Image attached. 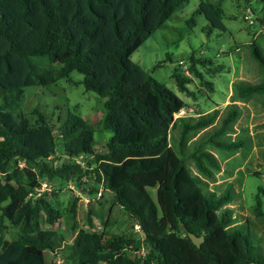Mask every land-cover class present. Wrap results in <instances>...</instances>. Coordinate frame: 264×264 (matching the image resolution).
Returning a JSON list of instances; mask_svg holds the SVG:
<instances>
[{
  "label": "trees",
  "instance_id": "1",
  "mask_svg": "<svg viewBox=\"0 0 264 264\" xmlns=\"http://www.w3.org/2000/svg\"><path fill=\"white\" fill-rule=\"evenodd\" d=\"M186 1L0 0V264H56L48 254H57L69 236L71 264H264L250 225L244 231L235 222L231 186L221 192L209 188L222 168L220 157L245 144L223 138L239 108L231 105L220 125L218 109L177 116L185 99L131 58ZM195 12L227 29L219 2L201 0ZM249 46L264 70V50L256 41ZM199 62L209 67L204 71ZM213 64L210 57L192 56L189 66L209 92L215 85L205 73L224 68ZM73 71L83 74L77 82L85 90L106 97V113L97 124L70 112L55 132L38 107L32 118L16 114L25 87L73 81ZM173 75L188 97L205 94L189 87L188 74ZM234 87L237 98L264 96V80H238ZM98 130L113 132L102 150L96 148ZM89 173L95 179L88 194H97L98 184L108 189L112 204L139 226L141 247L136 232L100 231L91 217L89 228L78 226L76 202L66 210L56 206L61 186L50 198L48 192L38 194L43 180L65 185L74 179L80 185ZM255 210L264 217L260 194ZM62 218L64 226L55 227ZM181 224L205 236L201 246ZM9 229L17 231L11 239L4 236Z\"/></svg>",
  "mask_w": 264,
  "mask_h": 264
},
{
  "label": "rangeland",
  "instance_id": "2",
  "mask_svg": "<svg viewBox=\"0 0 264 264\" xmlns=\"http://www.w3.org/2000/svg\"><path fill=\"white\" fill-rule=\"evenodd\" d=\"M200 1H186L132 54L131 58L185 99L186 106L177 116L196 117L218 109L219 116L216 122L220 125L221 117L231 105L239 108V117L223 138L228 141L242 139L245 144L238 150L227 152L220 157L222 168L215 171V179L209 181V188L221 192L225 186H231L234 196L231 207L234 209L235 222L244 225L242 226L244 231L248 230L246 222L250 225L251 236L264 257V217L257 216L255 210L257 194L261 196L264 209V96L254 95L245 99L234 97L233 94L235 81L255 83L264 80V70L251 56L249 46L251 42L256 41L264 50L263 28L258 19L262 15L263 2L209 0L221 4L223 21L227 27L226 30H221L213 27L204 13L195 12ZM192 17L195 18V23L191 21ZM192 56L210 57L215 65H224L216 74L205 73L208 79L214 82V91L209 92L190 72ZM198 66L204 71L209 67L202 62H199ZM176 70L191 76L193 83L191 82L189 87L200 88L205 94H200L198 100H194L180 92L173 75ZM71 77L73 81L62 78L49 86L25 87L16 114L22 111L32 118L33 108L38 107L52 121L55 132L70 112L81 114L97 124L106 113V97L93 90H85L84 84L77 82L83 79L82 73L73 71ZM112 134V131H96V148L104 149ZM78 161L83 162V157ZM92 179L95 178L89 173L83 175L80 185L74 179H70L65 185H61L64 182L60 179L51 181L52 188L47 191V196L50 198L52 190L61 186L59 196L56 197V206L66 210L76 202L78 226L89 228L88 218L91 217L97 230L105 229L113 233L136 232L137 245L141 247L142 234L139 226L125 216L118 205L112 204L111 192L102 184H98L97 194H88ZM151 191L155 195L156 190L152 188ZM42 220L45 228L51 227L45 222V214L42 215ZM107 220L111 225L105 227ZM64 224L65 219L62 218L55 227H62ZM16 235L15 229L4 232L7 239ZM71 240L69 236L57 254L49 253V259L54 257L56 264H71L70 259L74 255L69 249Z\"/></svg>",
  "mask_w": 264,
  "mask_h": 264
},
{
  "label": "water",
  "instance_id": "3",
  "mask_svg": "<svg viewBox=\"0 0 264 264\" xmlns=\"http://www.w3.org/2000/svg\"><path fill=\"white\" fill-rule=\"evenodd\" d=\"M181 229L184 231H187L190 238L192 239V241L197 245V246H201V244L204 242L205 240V236L204 235H197L194 232H190L188 231V228L185 224H181Z\"/></svg>",
  "mask_w": 264,
  "mask_h": 264
},
{
  "label": "built area",
  "instance_id": "4",
  "mask_svg": "<svg viewBox=\"0 0 264 264\" xmlns=\"http://www.w3.org/2000/svg\"><path fill=\"white\" fill-rule=\"evenodd\" d=\"M52 188V185L49 181L47 180H43L41 182V184L38 186L37 190H38V194H42L44 192H47L48 190H50Z\"/></svg>",
  "mask_w": 264,
  "mask_h": 264
}]
</instances>
